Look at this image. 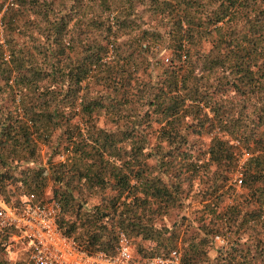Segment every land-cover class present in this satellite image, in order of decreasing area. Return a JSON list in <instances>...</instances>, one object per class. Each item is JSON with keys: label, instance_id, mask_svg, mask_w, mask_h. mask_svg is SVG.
Listing matches in <instances>:
<instances>
[{"label": "trees", "instance_id": "obj_1", "mask_svg": "<svg viewBox=\"0 0 264 264\" xmlns=\"http://www.w3.org/2000/svg\"><path fill=\"white\" fill-rule=\"evenodd\" d=\"M39 142L53 155L27 166ZM235 173L245 192L225 203ZM48 181L88 252L123 231L163 254L186 220L184 263L264 264V0H0V198ZM189 193L201 214L160 223ZM12 231L0 264L20 263Z\"/></svg>", "mask_w": 264, "mask_h": 264}, {"label": "built area", "instance_id": "obj_2", "mask_svg": "<svg viewBox=\"0 0 264 264\" xmlns=\"http://www.w3.org/2000/svg\"><path fill=\"white\" fill-rule=\"evenodd\" d=\"M246 156L247 153L242 154L240 163ZM235 174L237 183H241V176ZM57 212L58 204L54 200L31 202L24 199L10 206L0 198V231L13 230L9 238L25 245L26 264H186L179 244L166 253L141 257L123 231L117 232L110 252H88L59 230ZM212 241L217 247L225 244L218 234L213 235Z\"/></svg>", "mask_w": 264, "mask_h": 264}, {"label": "rangeland", "instance_id": "obj_3", "mask_svg": "<svg viewBox=\"0 0 264 264\" xmlns=\"http://www.w3.org/2000/svg\"><path fill=\"white\" fill-rule=\"evenodd\" d=\"M165 61V59H163ZM99 124H106V121L103 119V116H99ZM208 140L206 135H203V137H200L199 141L201 143H206ZM37 151H38V155L37 157H35L34 161L32 163H28L27 166H32V165H37L40 164L41 166H46V158L49 157L52 153L50 150V147L48 145H46L45 143L39 142L37 144ZM53 155V154H52ZM55 160H60L61 157H55ZM236 175V174H235ZM231 175V177L228 179L226 185L223 187L224 193H225V203H231L233 202L235 199H237V195L239 193H244L245 191L241 188V183H237L236 178L238 177L237 175ZM22 189L20 187V185L18 183H12V187H10V193L11 195L9 196V199L11 201L16 200L19 196L22 198L23 195H21L22 193ZM51 194V184L48 181L47 186L44 188L42 197L40 200H34L31 197H26L29 199V201L31 202H41L44 201L46 199H48L50 197ZM100 197L96 196L94 198H90V202H88V204H91L92 202H96ZM202 203V202H201ZM201 203H199L198 201H192L191 200V193H189L188 196L185 197V199H183V203H182V210H180V208L175 207L173 210L169 211L167 214H165V216L163 217V219H161L159 222L160 223H165L166 225L172 221L174 218H179V216L181 214L184 215L185 218L189 219H196L197 216H199V214H201L202 210H201ZM186 220L182 221V224L180 223V226L178 227V237L176 239V244H179L182 248V252L183 249L185 247V243L183 241L184 237H187L190 232H191V228H187L186 226ZM218 234V233H217ZM221 238H223V241L225 243V238L218 234ZM128 238V237H127ZM129 239V238H128ZM10 243H11V252L8 256L9 261H19V264H26L28 261L27 258V252L25 251V245L21 242H16L13 241L11 239ZM243 240V239H242ZM130 241V239H129ZM131 242V241H130ZM132 243V242H131ZM217 250V246L212 245L211 249L208 250L207 254L208 256H213L216 253Z\"/></svg>", "mask_w": 264, "mask_h": 264}]
</instances>
